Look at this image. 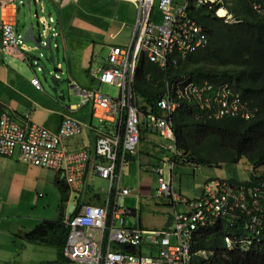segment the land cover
Wrapping results in <instances>:
<instances>
[{
    "label": "built area",
    "instance_id": "built-area-1",
    "mask_svg": "<svg viewBox=\"0 0 264 264\" xmlns=\"http://www.w3.org/2000/svg\"><path fill=\"white\" fill-rule=\"evenodd\" d=\"M127 1L136 8L130 45L126 49L112 48L107 66L97 77L100 84L119 90L117 98L112 99L94 88L74 87L81 103L91 104L99 123L115 121L113 130L100 132L92 150L71 152L65 149L64 142L81 135L83 126L78 120L64 117L59 130L52 133L35 125L28 115H24L22 123L17 122L0 102V156H16L27 164L52 168L61 174L72 203L63 218L68 227L64 256L74 264H189L191 243L199 230L222 221L230 230L223 238L226 250L264 257V181L240 188L231 187L223 180L209 181L203 187V196L188 200L174 191L170 182L165 183L159 177L156 197L170 200L174 208L181 205L184 210L174 209L169 224L162 229L126 227V210L118 207V200L129 196L130 190L121 186L120 179L126 159L136 154L144 133L159 135L163 140L160 148L178 157L182 153L174 145L171 119L181 102L195 103L209 120L235 116L248 120L252 115L248 105L227 85L214 86L207 79L197 84L188 76L166 84L156 104L159 114L137 109L131 102V85L140 59L164 70L204 49L208 36L190 14V7L212 11L221 0ZM4 5V1L0 2L1 11ZM155 7L162 16L159 24L152 16ZM254 8L264 14V9ZM214 14L219 18L227 16L226 22L232 20L221 8ZM38 21L44 32L53 22L51 18ZM0 29L4 57L27 51L12 17L1 19ZM31 84L42 90L37 78ZM89 164L90 180L84 183V170ZM155 173L161 176L162 170L156 169ZM94 178L105 181L107 186L96 189L92 184ZM97 195L101 197L99 204L95 203ZM144 247L147 252H143ZM201 254L206 258V253Z\"/></svg>",
    "mask_w": 264,
    "mask_h": 264
},
{
    "label": "crops",
    "instance_id": "crops-1",
    "mask_svg": "<svg viewBox=\"0 0 264 264\" xmlns=\"http://www.w3.org/2000/svg\"><path fill=\"white\" fill-rule=\"evenodd\" d=\"M2 1L4 0H0V2ZM4 2V11L0 10V20L12 17L16 32L22 40V35L28 29L30 21L33 23L37 22L34 11L30 15L27 7L24 6L25 0H19V5L16 3V0H6ZM38 2L40 4L38 6L40 11L39 19L46 17L42 16L45 11H49V14L51 11L58 14L57 17L50 15L47 17V19L50 17L53 20L50 23L48 31L44 32L42 29H36V32L42 31L40 33L44 37L50 35L54 38L53 43H56L58 48L55 51V55L58 58L57 66L55 67L56 75L60 80L63 76L69 79L67 83L68 91L67 93L66 91H61L60 94L57 93V96H55L52 89L51 93L40 81V77L37 74L39 71H30L29 59L31 56L36 55L34 53L36 51L30 43H22L20 41L27 48V51L22 50V55L4 57L1 52L0 29V102L3 108L17 122L22 123L24 115H28L35 125L41 126L52 133H56L59 130L64 117H72L78 120L83 126L82 133L77 137L66 140L64 142L65 149L71 152H76L80 149L92 150L94 138L98 132L112 131L111 129L115 125V121H109L106 127L102 124L97 128L93 127L92 120L96 119V117L93 115L91 104H82L81 97L75 93L74 87H78L79 89L94 88L101 93L102 85L98 82L97 77L106 67V61L105 64H99L96 61V53L99 50L106 51L109 53V56L112 48L126 49L130 45L136 22V8L133 3L127 0H39ZM22 7L25 8V11H22ZM20 16L22 17L21 22L18 21V17ZM152 16L153 20L156 21V16L153 13ZM21 28L22 31L20 32ZM62 49L63 52L61 51ZM61 58H63V62L66 64L65 72L59 69L62 65V62H60ZM50 75L53 76L54 74L47 70V76ZM35 78L39 80L42 90H36L32 86L31 80ZM70 93H74L80 100L76 104L67 106L64 104V100L66 99V95L68 101L73 98ZM160 140L162 138L155 133L143 134L137 154L133 157L134 160L138 161L137 164L140 171L145 167L151 168L156 163L157 165L161 164V167L166 164L165 162L163 164V159L152 163L151 157L153 156V152L163 155V158L166 159H169L168 157L172 155L170 152L163 151L160 148V144H162ZM143 143L146 144V147H144ZM2 158L13 159L12 157H0V160ZM134 160H130L128 163ZM20 161L17 158L15 161L17 167L12 165V182L20 179H42L49 182L55 181L56 185L62 179L61 174L55 169L37 167L25 162L26 165H24ZM12 162L9 161L10 164ZM180 165L184 164H174L173 168L169 170V181L171 180L173 190L182 198L193 200L187 196L186 187L180 185L177 189L173 185L172 171ZM28 167L29 171L23 170ZM36 168L48 170L43 174H35L32 170ZM90 171L91 165H86L83 174L85 178L83 180L84 183L90 180ZM150 171L153 173V168ZM144 177L142 175V178ZM94 179L97 180V178ZM97 181L101 182L102 188L107 186L105 181ZM146 187L147 182H141L140 196L145 191L147 193L150 191V186L148 190H146ZM10 190L8 189V191ZM0 191L6 192L5 189H0ZM67 193L63 218L69 213L68 208L72 205L70 203V193ZM18 199L20 200L21 198ZM146 199L144 198V200ZM13 201L14 199L12 200L10 197L0 201V264H53V262L58 261V251L56 248L41 246L26 240V235L34 229L42 218L33 217L29 214L30 207L27 202ZM160 203H162V206H159L158 203L157 206L148 207L143 213L140 211L139 225H135L148 230L162 229L169 224L170 215L174 209L178 211L184 210V207L181 205H177L174 208L170 200H160ZM50 215L45 217V219L54 220L52 218L53 212ZM58 215L59 207L57 209V218ZM135 215L136 211L133 216ZM221 223L225 224L226 222L222 221ZM171 242H174V240L172 239ZM145 251L147 250L144 247L143 252ZM56 264H61V262H57ZM66 264L74 263L69 261Z\"/></svg>",
    "mask_w": 264,
    "mask_h": 264
},
{
    "label": "trees",
    "instance_id": "trees-1",
    "mask_svg": "<svg viewBox=\"0 0 264 264\" xmlns=\"http://www.w3.org/2000/svg\"><path fill=\"white\" fill-rule=\"evenodd\" d=\"M222 7L233 18L227 23L214 16V10L190 7V14L204 28L208 44L185 61L169 65L164 70L140 59L132 82L134 106L141 112L159 114L157 101L164 94L166 84L188 76L202 83L208 79L214 86L227 85L239 95L251 111L248 120L240 116L209 120L195 103L184 101L172 116L174 144L182 156L172 154L168 162L191 165L235 164L244 159L252 172L264 168V0H222ZM144 131V130H142ZM223 180L231 187H247L264 181L251 175L244 182ZM206 184V183H205ZM204 184V185H205ZM60 194L59 215L56 220H40L26 235V240L41 246L56 248L58 261L66 264L64 256L68 227L63 223L68 189L57 182ZM230 232L227 223L201 228L191 243L189 264H264V258L253 253L228 251L223 238ZM134 252V250H131ZM206 253V258L202 256Z\"/></svg>",
    "mask_w": 264,
    "mask_h": 264
},
{
    "label": "rangeland",
    "instance_id": "rangeland-1",
    "mask_svg": "<svg viewBox=\"0 0 264 264\" xmlns=\"http://www.w3.org/2000/svg\"><path fill=\"white\" fill-rule=\"evenodd\" d=\"M16 3H19V0H16ZM19 5V4H18ZM22 11H25V8L22 7ZM40 12V11H39ZM44 12V11H43ZM154 16H156L157 23H161L162 16L160 11L157 10V7H155L153 11ZM57 17L58 14L51 11L49 14V11H45V13L42 16H46V20L49 21L50 17L47 19L48 16ZM217 17V16H216ZM22 17H18V21L21 22ZM36 24V21L34 22ZM22 31V28L20 29V32ZM18 35V34H17ZM56 44V43H55ZM27 45V44H26ZM29 45V44H28ZM57 45V44H56ZM63 52V49L61 50ZM37 55H39V52H34ZM33 53V54H34ZM30 54V53H29ZM108 52L106 51H97V62L99 64H105V61L108 57ZM45 57H43L42 63L47 67V70L53 71L52 66L49 62H47L48 53H44ZM56 58V66L58 62V58L55 55ZM60 62H62L61 67L59 68L62 70V72H65L66 70V64L63 62V58L60 59ZM58 68V67H57ZM40 77V81L47 90L51 92L52 87V80L50 76H47V82L43 81L42 74L40 72L37 73ZM68 80L66 76H63L58 84V93L60 94L61 91L67 93V83ZM102 91L101 93L112 98L116 99L118 96L119 90L114 86H106L102 85ZM52 93V92H51ZM73 97L70 101L67 99L64 100V104L69 106L71 104H76L79 102V97L76 95L71 94ZM92 126L97 128L100 126L97 119L92 120ZM102 128V126H101ZM159 141V139H157ZM163 143V140H160ZM168 143V142H165ZM144 144V147H146V144ZM161 156V157H160ZM13 159H3L0 160V189H5L6 192L0 191V201L5 200L10 197V199H14L13 202H27L30 210L29 214L33 217L42 218L41 220H52V219H45V217L51 216L50 213L53 212L54 220L57 219V209L60 205L61 199L59 195V191L55 185V181L49 182L44 181L42 179H32V180H16L14 182L11 181L12 174H13V166L17 167L15 165V161L17 160V157H12ZM169 158V157H168ZM163 159L162 161H165V165L161 167V164L157 163L149 168L145 167L144 169L140 171L139 165L137 164V160L128 163L124 167V175L122 178V187L127 188L130 190V196L125 199H120L118 202V207L128 209L129 211H136V215H128L126 217L125 223L127 228H133L138 224L139 221V213L142 211V213L150 206H157L159 203V206H162V203H160V200H164L161 198L156 197L158 193V180L157 176L155 174L156 168H161L162 170V178L165 183L169 182L170 173L169 170L171 169V166L168 162V159L163 158V155L153 152V156L151 157V162L159 161ZM9 161H13L12 164L9 163ZM20 163L26 165L24 162ZM13 165V166H12ZM153 168V173L150 171ZM24 171H29V167L26 169H23ZM48 170V169H47ZM47 170H44L42 168H36L32 170L33 173H46ZM264 168H261L257 170L256 172H252L251 166L242 159L240 162L235 164H222L220 166L213 165V166H206V165H200V166H193L191 164H184L177 166L173 172V185L178 189L180 185L182 187H186V190L188 192L187 196H189L191 199L201 197L203 195L204 191V184L209 182L208 180L211 179H225L230 180L234 179L239 182L247 181L251 178V175H260L263 172ZM142 175L145 176L142 178ZM26 181V182H25ZM141 182H147L146 190H148L150 186V191L145 195V192L142 196H140V184ZM93 186L98 189L101 187V182L94 179L92 181ZM105 188V186H104ZM8 189H11L8 191ZM43 196H41V195ZM18 198H21L20 200ZM144 198H147L144 200ZM155 199V200H154ZM146 202H149L146 204ZM51 218V217H49ZM148 251V249H145ZM50 251V250H49ZM145 251V252H147ZM62 264V263H61Z\"/></svg>",
    "mask_w": 264,
    "mask_h": 264
},
{
    "label": "water",
    "instance_id": "water-1",
    "mask_svg": "<svg viewBox=\"0 0 264 264\" xmlns=\"http://www.w3.org/2000/svg\"><path fill=\"white\" fill-rule=\"evenodd\" d=\"M6 1V0H4ZM24 6L27 7V10L29 11L30 15L32 14V11H34L35 19L37 20L36 24H34L32 21H30L28 29L23 33L22 35V43H30L36 52H39V55H33L29 59V69L32 72L39 71L42 74L43 81L47 80V72H46V66L42 63V58L45 57L44 53H48L47 62L50 63V65L53 68L52 73L54 74L51 77L52 80V92L55 96H57L58 93V84L60 82V78L56 75V58H55V51L58 50L57 45L53 43L54 38H52L50 35L47 37H44L41 35L40 32H36V29H42V27L39 24V8L38 3L35 2V0H25ZM43 30V29H42ZM54 44V45H53Z\"/></svg>",
    "mask_w": 264,
    "mask_h": 264
},
{
    "label": "clouds",
    "instance_id": "clouds-1",
    "mask_svg": "<svg viewBox=\"0 0 264 264\" xmlns=\"http://www.w3.org/2000/svg\"><path fill=\"white\" fill-rule=\"evenodd\" d=\"M223 2H222V0H221V3H219L218 5H221ZM217 8H221V9H223L224 11H226L227 12V14L228 15H230V17H231V21H228L227 23H230V22H233V18H232V15L227 11V10H225L224 8H222V7H216V8H214L213 10H214V13H215V10L217 9ZM214 16H215V14H214ZM216 17V16H215ZM227 17V16H226ZM217 18H219V17H217ZM219 19H223L224 20V18L222 17V18H219ZM224 22H226L225 20H224ZM106 66H107V64H106ZM59 78V77H58ZM201 80H204V79H201ZM208 80V79H207ZM99 82V81H98ZM101 85H103V84H101ZM99 122V121H98ZM99 124H102V123H99ZM106 124L107 123H105V124H102V125H104L105 127H106ZM111 130H113V128L111 129ZM109 132H111V131H106L105 133H109ZM98 134H100V132H98ZM97 134V135H98ZM95 139V138H94ZM95 143V142H94ZM175 145V144H174ZM139 146V145H138ZM177 149V148H176ZM137 150H138V148H137ZM178 150V149H177ZM163 151H165V150H163ZM166 152H168V151H166ZM181 152V151H180ZM182 153V152H181ZM136 154H137V152H136ZM135 154V155H136ZM134 155V156H135ZM134 156H132V157H130V158H128V159H126V162H125V165H124V167L128 164V162L130 161V160H134ZM181 156H182V154H181ZM164 162L165 161H163V164H164ZM173 165H174V163H170V166H171V169L173 168ZM193 166H196V165H193ZM124 167H123V170H122V175H121V179H120V184H121V186H122V178H123V175H124ZM156 169H161V168H156ZM156 174V173H155ZM156 176L158 177V179H159V177H161L162 178V173H161V176H159V175H157L156 174ZM157 179V180H158ZM98 180V179H97ZM162 180H163V178H162ZM170 183H171V180L169 181ZM172 184V183H171ZM242 187V186H241ZM248 187V186H247ZM130 196V195H129ZM129 196H126V197H123V198H120V199H125V198H127V197H129ZM97 199H96V201H95V203L96 204H99L100 203V201H101V197L100 198H98V195H97V197H96ZM119 199V200H120ZM119 200H118V202H119ZM124 209V208H123ZM124 210H126V214H125V220H126V217L128 216V215H134L135 214V211H129L128 209H124ZM125 225H126V223H125ZM136 226V225H135ZM134 226V227H135ZM136 227H139V226H136ZM141 228V227H140ZM143 229V228H142ZM66 258V257H65ZM67 259V258H66ZM69 261V260H68Z\"/></svg>",
    "mask_w": 264,
    "mask_h": 264
},
{
    "label": "bare ground",
    "instance_id": "bare-ground-1",
    "mask_svg": "<svg viewBox=\"0 0 264 264\" xmlns=\"http://www.w3.org/2000/svg\"><path fill=\"white\" fill-rule=\"evenodd\" d=\"M222 17L225 18L226 16H222ZM0 157H1V156H0ZM203 194H204V191H203ZM202 196H203V195H202ZM258 256L263 257L262 255H259V254H258ZM263 258H264V257H263Z\"/></svg>",
    "mask_w": 264,
    "mask_h": 264
},
{
    "label": "flooded vegetation",
    "instance_id": "flooded-vegetation-1",
    "mask_svg": "<svg viewBox=\"0 0 264 264\" xmlns=\"http://www.w3.org/2000/svg\"><path fill=\"white\" fill-rule=\"evenodd\" d=\"M37 3H38V6H39V5H40L39 2H37ZM41 11H42V10H41Z\"/></svg>",
    "mask_w": 264,
    "mask_h": 264
}]
</instances>
